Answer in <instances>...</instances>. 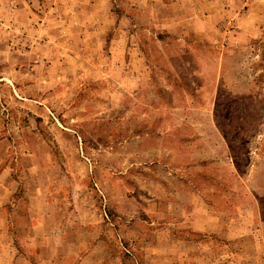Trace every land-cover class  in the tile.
Segmentation results:
<instances>
[{
	"label": "rangeland",
	"instance_id": "374dc122",
	"mask_svg": "<svg viewBox=\"0 0 264 264\" xmlns=\"http://www.w3.org/2000/svg\"><path fill=\"white\" fill-rule=\"evenodd\" d=\"M3 250L264 264V0H0Z\"/></svg>",
	"mask_w": 264,
	"mask_h": 264
},
{
	"label": "crops",
	"instance_id": "0c3cea01",
	"mask_svg": "<svg viewBox=\"0 0 264 264\" xmlns=\"http://www.w3.org/2000/svg\"><path fill=\"white\" fill-rule=\"evenodd\" d=\"M212 219H214V218H212ZM211 220V219H210ZM28 221V220H27ZM212 221V220H211ZM10 253H9V251H7V250H3V254L1 255V257H0V262H2V264H14L13 263V260H14V257H11L10 258ZM21 257H18V259H17V261H16V264H19L18 262H19V259H20Z\"/></svg>",
	"mask_w": 264,
	"mask_h": 264
}]
</instances>
